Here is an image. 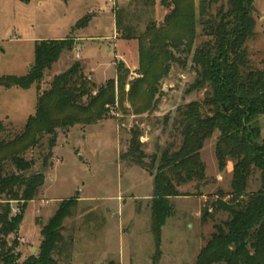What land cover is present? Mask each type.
Wrapping results in <instances>:
<instances>
[{
    "label": "rangeland",
    "instance_id": "1",
    "mask_svg": "<svg viewBox=\"0 0 264 264\" xmlns=\"http://www.w3.org/2000/svg\"><path fill=\"white\" fill-rule=\"evenodd\" d=\"M199 1L195 0L197 9ZM222 3L227 1L219 0L209 10L216 13ZM117 7L128 9L127 17L136 21L139 31L145 29L150 17L162 24L169 11L160 0H156L154 6L145 7L146 10L136 0H32L29 3L0 0V76L27 75L35 61L36 40L68 36L77 39L74 49L65 51L52 68L45 71L40 84L30 88H0V121L6 127L4 138L12 139L21 134L28 118L36 113L39 95L50 89L56 75L75 62H80L82 71L97 88L109 79L117 80L120 62L130 71L125 92L116 84V104L109 106L106 118L58 129L53 149H50L52 136L43 134L38 146L25 153V157L34 162V171H44L45 181L37 196L27 202L20 229L7 237L0 234V253L11 249L18 255L15 264H24L30 256H39L43 226L62 200L72 198L77 204L72 216L64 222L62 250L54 255L57 264H120L123 244L129 248L131 245L132 254H142L144 248L136 244L154 243V259L160 254L151 217L157 168L130 165L121 160V154L128 149L130 130L136 126L142 131L148 163L155 154L158 164L165 150L172 152L181 146L183 136L176 118L178 109L193 101L201 102L205 97V89L191 90V86L197 79L193 56L207 37L199 25L190 51L187 48L183 52L173 50L176 60L171 62L170 72L158 84L156 106L136 113L127 92L131 89L130 83L140 75L139 42L120 37L115 18ZM85 16H90L88 23L76 26ZM254 17L257 34L246 46L253 66L264 68V0L256 1ZM259 123L264 142V115L259 117ZM219 135L216 131L202 149L201 157L207 166L204 183L189 181L179 186L182 195L170 198L174 213L162 227L159 241L164 242L165 250L160 247L159 259L163 254L167 256L163 264H195L215 225L230 216L224 210L215 211L214 206L220 199L228 202L232 198L235 163L228 160L224 170L219 168L215 150ZM4 171L5 174L21 173L11 161L5 163ZM248 182L247 193L258 191L262 186L261 172L254 168ZM5 203L6 196L0 193V205ZM10 204L13 214L19 212L21 203L10 201ZM205 206L210 208L211 217L203 223ZM125 252L124 264H128L130 252L128 249Z\"/></svg>",
    "mask_w": 264,
    "mask_h": 264
},
{
    "label": "trees",
    "instance_id": "2",
    "mask_svg": "<svg viewBox=\"0 0 264 264\" xmlns=\"http://www.w3.org/2000/svg\"><path fill=\"white\" fill-rule=\"evenodd\" d=\"M29 3L32 0H21ZM145 7L155 5L156 0H136ZM216 13L209 9L219 0H160L169 9L162 24L148 19L143 31L136 21L129 19L126 7H117L115 18L120 37L138 39L139 76L130 83L127 92L136 113L155 107V95L159 83L170 72L171 62L176 60L173 50H191L198 26L207 37L196 48L193 56L197 79L191 90L205 89L201 102L193 101L180 107L177 113L181 146L172 152L165 150L156 164L154 154L150 163L143 150L142 131L139 126L130 130L129 147L121 154V160L130 165L154 170V189L151 203L152 232L155 235L159 256L162 250L161 230L174 213L172 196L182 195L179 186L207 178L206 164L201 154L207 139L216 131L220 133L216 143L218 166L224 170L228 160H233L231 200L215 203V211L224 210L230 215L215 225L212 233L196 258L195 264H264V142L261 139L259 117L264 115V68L253 66L247 42L257 33L254 17L257 0H226ZM85 16L76 26L86 25ZM77 39H42L35 41V61L27 75L0 76V88H30L40 84L45 71L52 68L65 51L72 50ZM117 80L109 79L100 87L84 74L80 62L53 79L50 89L39 95L37 109L21 132L12 139L3 137L6 127L0 121V193L6 196V205H0V234L7 237L17 232L23 223L27 202L33 200L45 181L42 170L34 171V162L25 153L38 146L41 136L49 134L50 149L57 143L58 129H69L78 123L92 124L109 115V106L116 104L118 89L126 91L130 71L124 63L118 65ZM117 84V86H116ZM230 106L227 111L226 108ZM11 161L21 173L5 174L4 167ZM47 162V161H46ZM46 165V163H45ZM256 168L261 172L262 186L247 193L248 180ZM36 172L35 175H31ZM10 201L22 205L12 213ZM74 198L61 201L50 221L43 226L44 236L39 256H30L24 264H57L54 255L60 252L64 222L72 216L76 205ZM210 208H204L202 222L211 217ZM2 248L5 242L1 243ZM5 249V248H4ZM18 255L11 249L0 253L1 264H15Z\"/></svg>",
    "mask_w": 264,
    "mask_h": 264
},
{
    "label": "crops",
    "instance_id": "3",
    "mask_svg": "<svg viewBox=\"0 0 264 264\" xmlns=\"http://www.w3.org/2000/svg\"><path fill=\"white\" fill-rule=\"evenodd\" d=\"M164 242H162V250L165 252L164 250ZM154 243H139L136 244V247H140L142 245V247L144 248V253H133L132 254V248L130 245V248L127 247L126 245H122V251H123V256H121V261L120 264H124V258H126L127 254H125V250L128 249V251L130 252V257L128 260V264H154V256L152 255V249L154 247L153 245ZM145 246V247H144ZM169 258V257H168ZM167 259V256L165 254H163L161 256V258L157 261L156 264H163L165 262V260ZM170 260H172V258H169ZM133 262V263H132Z\"/></svg>",
    "mask_w": 264,
    "mask_h": 264
},
{
    "label": "water",
    "instance_id": "4",
    "mask_svg": "<svg viewBox=\"0 0 264 264\" xmlns=\"http://www.w3.org/2000/svg\"><path fill=\"white\" fill-rule=\"evenodd\" d=\"M230 109V106H228L227 108H226V110L228 111ZM44 172V171H43ZM36 174V172H32L31 173V175H35ZM35 251V250H34Z\"/></svg>",
    "mask_w": 264,
    "mask_h": 264
},
{
    "label": "built area",
    "instance_id": "5",
    "mask_svg": "<svg viewBox=\"0 0 264 264\" xmlns=\"http://www.w3.org/2000/svg\"><path fill=\"white\" fill-rule=\"evenodd\" d=\"M110 1H112V0H110Z\"/></svg>",
    "mask_w": 264,
    "mask_h": 264
}]
</instances>
